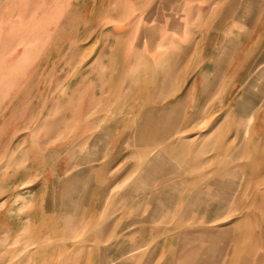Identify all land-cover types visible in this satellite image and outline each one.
I'll return each instance as SVG.
<instances>
[{"label":"rangeland","instance_id":"rangeland-1","mask_svg":"<svg viewBox=\"0 0 264 264\" xmlns=\"http://www.w3.org/2000/svg\"><path fill=\"white\" fill-rule=\"evenodd\" d=\"M231 1L163 71L107 62L95 0L40 63L0 52V264H264V0Z\"/></svg>","mask_w":264,"mask_h":264},{"label":"crops","instance_id":"crops-1","mask_svg":"<svg viewBox=\"0 0 264 264\" xmlns=\"http://www.w3.org/2000/svg\"><path fill=\"white\" fill-rule=\"evenodd\" d=\"M74 1L76 0L50 1L48 22L42 25L40 17L27 18L29 11L32 14L39 11L41 0H3L0 3L2 20H13L15 16L17 19L13 21L14 23H9L7 28L5 24L1 26L2 30H5L3 33L5 40L0 45L1 55L12 52L15 48L23 63H40L42 48L56 46V29L68 22L74 13L76 6ZM226 1L229 4L228 7L225 3V6L216 10L215 14L227 16L238 13L235 8L233 9L232 1ZM84 3L89 5V0H80V6ZM208 7L213 8L212 3L207 6L206 0H95L94 10L86 12V22L92 21L88 17L90 14L96 15V30L99 32L97 46L106 48L108 53L117 55L115 61L110 59L107 62L126 63L132 69L138 68L134 64H148V70L153 71L152 68H154L156 71H163L162 64L171 61L165 46L176 44L180 48V55L184 56L182 50L188 46L187 34L192 30L190 15H199L207 11ZM244 13V11L240 12V14ZM154 16L163 17L155 19ZM245 28L241 27L242 30ZM106 31L110 32L113 38L101 37L102 32ZM198 49L193 64H211L214 61H220V58H217L219 54L214 55V53L212 56L215 59L210 58L206 61L208 44L200 42ZM101 51L103 53L105 49ZM180 61L178 59L177 63ZM199 66V69L204 66L206 70V65ZM192 67H186L183 72L178 73V76L185 79ZM39 72L36 70L34 78L40 77Z\"/></svg>","mask_w":264,"mask_h":264},{"label":"bare ground","instance_id":"bare-ground-1","mask_svg":"<svg viewBox=\"0 0 264 264\" xmlns=\"http://www.w3.org/2000/svg\"><path fill=\"white\" fill-rule=\"evenodd\" d=\"M27 220H28V218H26ZM30 222V221H29ZM55 258H57V257H55ZM60 259V258H59ZM54 261H56V259L54 260ZM52 262V263H54V264H56L55 262ZM59 261V260H58ZM61 261V260H60ZM64 262V261H63ZM62 263V262H61ZM46 264V263H45Z\"/></svg>","mask_w":264,"mask_h":264}]
</instances>
